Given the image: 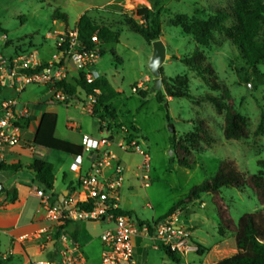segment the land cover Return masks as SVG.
<instances>
[{
	"label": "rangeland",
	"instance_id": "374dc122",
	"mask_svg": "<svg viewBox=\"0 0 264 264\" xmlns=\"http://www.w3.org/2000/svg\"><path fill=\"white\" fill-rule=\"evenodd\" d=\"M232 1L162 0L161 39L165 43L167 55L171 56L161 67L163 75L168 78L187 76L192 94L200 99H172L163 88L159 92L164 101L160 102L156 97L159 92L151 91L154 78L149 62L153 45L132 31L126 21L137 19L134 10L143 5L140 0H0V53L6 59L37 51L41 61L52 60L53 54L58 52L57 46L61 36L58 33L78 27L84 14H88L98 25L107 26L119 33L117 43L104 47L105 53L96 63V70L106 76L119 92V96L111 102L116 111L117 128L116 145L112 150L126 168L121 204L130 209L131 216L136 221L152 222L153 219L165 216L179 201L185 199L194 187L209 181L224 161L235 163L246 182L251 175L264 171V134L255 136L264 115V63L256 68L247 67L238 48L224 34L216 33V42L210 43L205 49L209 62L216 70L217 81L223 83L228 90L229 100L223 98L225 104L232 105L249 119L248 139L227 140L223 132L225 112L219 113L213 103L203 98L205 94L212 92L210 87L180 60L195 51L196 39L172 24L177 15L189 18L198 15L200 18H207L218 9L227 8ZM56 10L68 15V23L53 19ZM226 24L229 25L230 21ZM2 36H6V42L1 40ZM147 77L150 80L144 82ZM141 82L144 87H138ZM133 88L138 91L134 92ZM42 91L43 88L30 87L20 99H35L43 94ZM143 91L145 95L141 94ZM213 94L222 96L220 92ZM85 101L86 94L81 91L80 100L77 102L72 100L68 105L62 103L42 108L56 112L57 136L72 139L78 137L79 133L98 135L102 121L98 115H91L83 108ZM103 112L104 110L100 109V113ZM104 118L106 121L112 119L105 112ZM68 123L79 126V129L67 130ZM170 125L173 126L174 133L170 131ZM123 127L132 133V127L139 129V133L133 135L135 139L140 135L139 145L150 157L148 187H144L139 177H136V173L141 172L138 167L142 164V156L137 152L121 151L117 147L123 138L120 132ZM198 129L202 131V140L199 147L191 151L190 166L183 167L178 162L181 152L175 143L181 140L188 146L193 145L189 136L192 132L198 133ZM127 137L128 134L124 136ZM110 138H114L113 133ZM49 154L51 160L57 158V161L64 162L67 166L74 161L66 154L55 151ZM86 157L85 155V163ZM68 174L72 177L70 171ZM35 187L38 185L35 184ZM217 197L220 198L221 209L235 224L244 214H264V204L247 185L240 189L225 187L217 196L205 193L201 199L187 205L186 207H189L184 210L185 213L181 210L178 215V224L186 225L190 220L191 225L197 226L193 235L197 241H203L202 238L207 235L205 229L199 226L202 221L205 220L208 227L212 228L221 220ZM86 224L95 237L110 223L97 221ZM222 225L226 226L225 223ZM208 239L212 241L213 237L208 236ZM235 252L233 244L227 245L216 253L217 260L230 257ZM86 255L90 263L97 261L96 248H89ZM193 257L198 259L199 255L192 253L187 255L186 259Z\"/></svg>",
	"mask_w": 264,
	"mask_h": 264
},
{
	"label": "trees",
	"instance_id": "16d2710c",
	"mask_svg": "<svg viewBox=\"0 0 264 264\" xmlns=\"http://www.w3.org/2000/svg\"><path fill=\"white\" fill-rule=\"evenodd\" d=\"M124 1V0H122ZM151 8L143 6L134 10V16L137 19L126 20L129 28L140 34L144 40L152 45L155 41L160 40L162 36L161 14L163 12L162 0H151ZM54 20H59L68 23L69 17L61 10H56L53 14ZM230 21V24L226 23ZM173 26L180 27L187 35L193 36L196 39V49L191 55H185L180 58L191 71L195 72L198 77L204 80L210 87V93L203 97L213 103L219 113L225 112L224 137L227 140H246L250 137L249 119L243 116L239 111L235 110L231 105H226L225 100H229L228 90L223 83L216 79V70L209 62L205 49L210 43L216 42V33L224 34L235 45L241 55L245 65L249 68H256L264 63V0H233L227 5V8L218 9L215 14L208 15L207 18H200L194 15L191 18L185 15H177L172 20ZM80 39L88 46L92 47V37L97 33L102 44L101 53H105L104 47L107 44L117 43L119 41V33L111 30L107 26H100L88 15L84 14L78 23ZM161 76L163 87L172 99L187 98L192 101H198L200 98L194 96L189 87L187 76H176L168 78L163 75L161 68ZM62 87L68 96V100H80L78 90L83 91L86 95L99 90L97 96L96 111L99 114L100 109L116 119V111L111 102L119 96V92L113 87L106 76H100L94 83L88 84L83 77L76 80L75 83L62 82L58 84ZM159 92V91H158ZM213 92H220L222 96H214ZM145 95V91L141 92ZM160 102L164 101L163 96L159 93L156 95ZM101 116L100 120L103 121ZM57 114L53 112H45L39 123L38 130L34 137V144L53 150L58 153L71 156H81L83 149L81 145L74 144L64 139H60L55 135L57 126ZM203 125V124H202ZM134 135L139 133V129L131 128ZM202 131L192 132L189 136L193 141V145H187L181 140L175 145L181 152L179 155V164L183 167H188L191 164L190 157L192 149L199 147L202 140ZM264 134V115L256 129L255 136ZM36 176V182L40 189L49 193L54 188L55 175L54 167L48 161L43 159L34 160L30 167ZM21 166L0 164V173L7 171H18ZM249 186L258 197L259 201L264 204V171L253 174L249 177L248 182L244 180L243 174L238 170L235 163L224 161L221 163L219 170L207 182L194 187L189 195L179 201L165 216L173 214L176 210H184L187 205L201 199L205 193H212L217 196L225 187L243 188ZM74 191L75 188H69ZM0 194H9L5 188L0 191ZM15 197L11 198L14 201ZM217 206L220 211L222 225L219 228V233L223 234L225 230H233L235 232V241L237 253L223 258L214 264H264V214L262 212L244 214L237 224H234L229 215H226L220 207V198L217 197ZM131 215L132 212H126ZM150 224L149 221L142 222ZM76 238V233L73 234ZM197 253L202 255L206 248L201 244H196ZM166 255L175 263L179 264L182 258L172 252L170 248L163 247ZM7 260H0V264H6Z\"/></svg>",
	"mask_w": 264,
	"mask_h": 264
},
{
	"label": "built area",
	"instance_id": "2783aa9c",
	"mask_svg": "<svg viewBox=\"0 0 264 264\" xmlns=\"http://www.w3.org/2000/svg\"><path fill=\"white\" fill-rule=\"evenodd\" d=\"M59 43L54 58L43 64L36 52L17 55L9 59L0 53V164L6 163L4 152L22 143L21 132L27 128L33 118V108L20 99V95L30 86L49 88L52 100L66 102L64 89L58 84L75 83L81 77L88 84L94 83L100 74L96 63L101 58L102 44L97 33L92 37V47H88L79 36L78 27L58 33ZM1 40L6 42V36ZM146 78L144 82H148ZM138 87H144L141 82ZM15 95H8L7 91ZM134 92L138 90L133 88ZM99 90L86 95L83 108L91 115L96 111ZM102 126L107 127L102 121ZM128 137L118 145L124 152H137L143 160L138 175L144 187L149 186L150 157L141 149L133 133L123 127ZM112 140L83 135L80 145L83 153L94 157L93 165L87 172H82L83 156H75L70 170L78 173L76 190L65 196L61 205L51 203V196L38 189L36 196L40 200L39 212L43 215L46 226L20 237L45 251L53 242L61 243L60 264H89L79 244L60 232L68 222L107 221L112 228L101 235L102 252L99 264H136L135 240L143 234L159 240L165 247L179 256H186L192 250L189 233L178 227L180 209L164 219L143 224L128 215L121 206V192L125 184V166L111 149ZM54 230V232H52ZM39 264H53L48 261Z\"/></svg>",
	"mask_w": 264,
	"mask_h": 264
},
{
	"label": "crops",
	"instance_id": "0c3cea01",
	"mask_svg": "<svg viewBox=\"0 0 264 264\" xmlns=\"http://www.w3.org/2000/svg\"><path fill=\"white\" fill-rule=\"evenodd\" d=\"M127 2V0H124ZM151 0H140L143 5L139 7L146 6L151 8ZM162 40V39H161ZM163 41V40H162ZM164 42V41H163ZM165 44V43H164ZM37 53V51H34ZM57 53L53 54L52 59L56 56ZM38 55V53H37ZM40 60V59H39ZM49 61H41V63L46 64ZM98 72V71H97ZM99 73V72H98ZM100 74V73H99ZM100 76H102L100 74ZM149 80L150 78L147 77ZM111 83V82H110ZM37 89L43 88V94L38 96L35 99H25L24 102L30 104L33 108V118L30 121L27 128L22 132V143L16 147L6 149L4 152L5 160L8 165H20L21 169L18 171H7L0 173V181L3 184V188L9 191V194H0V260H7L6 264H39L51 261L53 264H60L61 260V243L53 242L45 251H40L35 245L28 241H23L20 237L29 234L37 229H40L47 225L43 219V215L39 212L40 200L36 196V191L40 189L38 183L36 182V176L33 170L30 168L36 159H43L51 163L54 167L55 182L54 188L48 194L51 196V199L54 202H57L63 196L68 195L73 192L69 188H77L78 186V173L70 170V165L67 166L64 162L57 161V158H52L51 154L53 150L40 147L34 144V137L38 130L40 119L45 112H53L51 110H42L44 106L54 105V104H66L70 102L67 99L66 102H55L52 100V94L49 88L43 86H30ZM28 87L21 95L26 94L29 90ZM117 91V90H116ZM83 92V91H82ZM8 95H14L12 91H7ZM81 90H78V95L80 96ZM79 99L73 100L77 102ZM112 104V103H111ZM99 119L101 116L104 117V112L100 113ZM58 117V116H57ZM103 121L106 123L107 127L102 126V122L99 127V132L97 136L90 135L88 133L78 134V137L65 138L59 137L56 134L57 126L55 130V135L60 138L72 142L74 144L80 145L81 138L83 135H90L94 138H107L110 137V134L113 133L114 138L112 139L111 149L116 145L115 131L117 130L115 125V119H110L106 121L105 118ZM58 124V120H57ZM111 126V129H109ZM66 128L69 131H77L79 126L76 127L75 124L68 123ZM137 128V127H135ZM138 129V128H137ZM123 135L122 140H124L125 132L120 131ZM118 143V145L122 142ZM118 147V146H117ZM119 148V147H118ZM122 151V150H121ZM62 154V153H61ZM67 155V154H66ZM85 155L87 156V163H85ZM71 156V155H69ZM83 164L82 172H87L91 169L94 161L88 153H83ZM74 160V156H71ZM119 160V159H118ZM126 169V168H125ZM139 170V167H138ZM68 171L72 173V177L68 174ZM139 173H136L138 177ZM35 184L38 187H35ZM15 197L14 201H11V198ZM122 206V204H121ZM189 207V206H188ZM188 207H185L184 210H187ZM122 208L125 211L131 212L129 208ZM182 210L184 213L186 211ZM161 217L157 218L159 220ZM107 222V221H106ZM178 222V221H177ZM86 223H91L87 221H73L68 222L64 225L60 232H63L76 240V242L81 247V251L87 262L89 264H99L101 260L102 252V242L101 235L104 231L112 228V223L103 230V232L97 236H92L90 230L87 228ZM187 224H178V227L184 228L189 233V239L193 250L189 254H198L196 252V244H201L206 251L202 255H199L198 259L194 257L192 259H186V256H180L182 261L179 264H214L222 259L217 260L216 253L222 251L227 245L233 244L235 249V254L237 253L236 241H235V232L233 230H225L223 234L219 233V228L221 226V220L219 223H216L212 228L208 227V224L205 223V220L200 223V227L205 229L207 239L202 238L203 241H197L194 239V230L197 226L191 225L190 220L186 222ZM235 224V223H234ZM54 232V230H52ZM76 233V238L74 237ZM208 236L213 237V240L210 241ZM207 244V245H206ZM164 245L154 237L150 235L143 234L138 236L135 240V259L136 264H177L173 262L165 253ZM95 249L97 251V261L90 263L86 251L89 249ZM188 254V255H189ZM90 256V255H89ZM184 260V261H183Z\"/></svg>",
	"mask_w": 264,
	"mask_h": 264
},
{
	"label": "water",
	"instance_id": "95a60500",
	"mask_svg": "<svg viewBox=\"0 0 264 264\" xmlns=\"http://www.w3.org/2000/svg\"><path fill=\"white\" fill-rule=\"evenodd\" d=\"M152 45H153V54L149 62V68L154 78V85L151 91L155 93L161 91L164 88L162 76H161V67L166 60H169L171 58V56L167 55L166 46L161 39L155 41ZM170 131L174 133V128L172 125H170ZM2 189H3V184L0 181V191ZM65 196H63L57 202L51 200V203H53L56 206H59L64 201Z\"/></svg>",
	"mask_w": 264,
	"mask_h": 264
},
{
	"label": "bare ground",
	"instance_id": "6f19581e",
	"mask_svg": "<svg viewBox=\"0 0 264 264\" xmlns=\"http://www.w3.org/2000/svg\"><path fill=\"white\" fill-rule=\"evenodd\" d=\"M140 135L139 136H137V138H136V141L138 142V140H140ZM139 143V142H138Z\"/></svg>",
	"mask_w": 264,
	"mask_h": 264
}]
</instances>
